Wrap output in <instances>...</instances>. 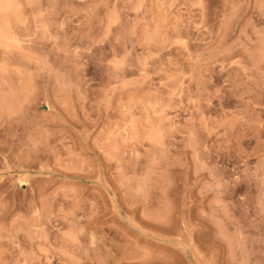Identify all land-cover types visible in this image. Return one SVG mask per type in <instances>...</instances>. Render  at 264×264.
Masks as SVG:
<instances>
[{
    "label": "rangeland",
    "instance_id": "1",
    "mask_svg": "<svg viewBox=\"0 0 264 264\" xmlns=\"http://www.w3.org/2000/svg\"><path fill=\"white\" fill-rule=\"evenodd\" d=\"M0 264H264V0H0Z\"/></svg>",
    "mask_w": 264,
    "mask_h": 264
}]
</instances>
